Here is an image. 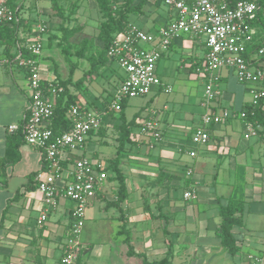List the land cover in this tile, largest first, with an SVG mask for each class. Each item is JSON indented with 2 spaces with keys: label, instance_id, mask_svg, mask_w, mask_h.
<instances>
[{
  "label": "crops",
  "instance_id": "0c3cea01",
  "mask_svg": "<svg viewBox=\"0 0 264 264\" xmlns=\"http://www.w3.org/2000/svg\"><path fill=\"white\" fill-rule=\"evenodd\" d=\"M3 1L9 5L14 3L26 21H32L31 12L36 10L38 3L42 5V1L47 0H37L35 6L34 0H0ZM158 5L153 0L146 7V10L153 9V14L150 12L152 19L147 15L136 19L138 21L131 18L132 22L147 30L157 31L173 16L168 8L162 12ZM24 23L21 27L14 24L3 26L0 34L8 32L19 39H29L34 29L31 31L27 28L29 24ZM12 41L0 43L4 52L11 57L18 53L17 42ZM199 45H203L206 50L203 37L181 35L173 40L162 58L173 62L183 52L195 51L197 60L190 75L196 77V85L200 81L205 88L206 78L197 70L203 61L198 52ZM194 47L198 50L192 49ZM194 83H189V90ZM239 84L242 83L232 70H220L218 87L222 94L213 102L210 111H220L226 106L240 110L250 102L252 93L246 85L242 84L241 87ZM168 87L173 91L172 86L164 82L153 91L156 95L149 101L153 102V108L145 110L146 119L156 110L173 109L176 106L161 95L162 92L170 93L166 91ZM196 93L193 95L198 100L196 105L183 113V116L191 119L185 116L179 128L194 125V130L202 114L208 110L202 104L204 89L201 95L199 91ZM29 103L27 69L17 64L0 68V264H58L62 254L61 245L70 223V210L74 206L70 200L61 198L59 207L49 212L44 226H38L37 219L46 206L43 193L36 184L31 183V175L42 168L43 155L40 150L26 143L21 129ZM160 116L161 113L157 121L166 128V120ZM196 116L198 118L195 121L198 122L195 124ZM11 124H17L18 130L9 132ZM172 130L173 127L167 128L170 139L163 140L164 147L160 155L166 158L172 173L182 176L177 179L178 189L182 190L181 199L170 197L168 190L174 186L168 187L172 178L169 176L163 181L167 187H162L166 192L160 196L163 199L160 209L156 207L157 203H153L151 210H140L133 214V207L126 199L120 211L108 205L107 199H103L108 192H104L102 197L94 201L102 200L101 203L90 207L86 213V219L92 221L93 231L96 232L81 240L83 250L79 264H144L143 256L149 261L165 257L169 251L168 243L171 246V264H252L253 257H259L258 264H264V139H246L245 126L236 118L212 126L211 139L204 146H193L189 138V143L184 147L177 137V130ZM175 147H179V153L175 152ZM189 148L197 150L196 157H191ZM85 152L87 154V150ZM27 185L33 188L27 189ZM189 188L196 190V198H184V191ZM19 191V197L14 199ZM222 198L239 200L245 205L244 212L240 214L241 224L233 227L240 246L236 255L227 251L218 236L222 221L219 201ZM33 211L36 218L33 217ZM108 220L115 221V227H110L111 230L108 225H102V221ZM129 244L134 249L133 255L129 254Z\"/></svg>",
  "mask_w": 264,
  "mask_h": 264
},
{
  "label": "built area",
  "instance_id": "2783aa9c",
  "mask_svg": "<svg viewBox=\"0 0 264 264\" xmlns=\"http://www.w3.org/2000/svg\"><path fill=\"white\" fill-rule=\"evenodd\" d=\"M173 12L171 20L157 31H150L135 23L111 42L107 54L125 76L115 75L118 82L113 83L109 92V101L92 106L81 102L80 93L77 103L68 106L66 116L71 122L69 128L56 132L52 127V118L58 97L65 92L63 85L43 78L40 72V58L45 45V33L48 27L43 22L36 23L34 33L24 43L17 41L18 53L11 57L4 52L0 44V68L17 64L29 73L30 103L23 119L25 141L41 151L46 168L34 175L37 188L43 193L46 206L37 224L43 227L49 212L59 207L61 198L72 201L70 223L62 242V254L58 264H79L83 250L81 235L86 220L87 209L91 203L104 194V188L110 180L108 160L100 156H86V145L94 134L105 124L109 125L112 114L122 110V103L128 98L146 96L162 85L158 74V62L167 52L173 40L181 35L204 37L205 57L198 66V72L206 78L202 104L208 109L202 114L200 123L191 133L193 146H204L211 139V127L227 123L230 119H239L245 126L244 137L264 139V124L255 118L256 110H234L224 107L220 111H210L213 102L222 94L218 87V72L230 69L237 80L246 85L252 93L248 102L257 106L264 98V45L248 59L247 45L255 39L258 30L255 21L259 15L264 18V7L255 0H156ZM30 21L22 16L20 8L6 2H0V27ZM22 23L20 26H22ZM26 50V51H25ZM112 72V73H113ZM171 89L168 87L166 91ZM148 130L156 125L147 120ZM17 124L8 127L9 132L18 130ZM159 135V133H157ZM191 157L197 156V150L188 149ZM191 171H189L190 173ZM196 190L184 191L185 199L196 198ZM252 264L260 262L253 257Z\"/></svg>",
  "mask_w": 264,
  "mask_h": 264
},
{
  "label": "rangeland",
  "instance_id": "374dc122",
  "mask_svg": "<svg viewBox=\"0 0 264 264\" xmlns=\"http://www.w3.org/2000/svg\"><path fill=\"white\" fill-rule=\"evenodd\" d=\"M135 1L137 3L140 1L145 2L141 10H138L131 15L132 20H140L143 16L147 15L152 19L153 15L151 16L150 12L152 13L153 9L147 8L146 10V7L151 5L153 0ZM147 2H149V4H147ZM41 4L42 5H39L38 3L36 10H33L32 12L31 10L33 8H30L32 21H30L28 28L34 29L36 23L39 21L45 23L48 27V32L45 33V44L49 34L56 35L52 37V44L45 47L43 50L42 55H44V57L42 56L43 58H40L41 75L48 79L58 76L59 80H68L72 81V83L77 82L83 77L84 73L89 70V58L97 55L103 49L100 28L104 17L100 11L99 5L96 0H77L74 7V16L67 17L62 16L60 13L56 14L52 9L50 1H42ZM114 7L117 6L114 5ZM158 7L162 12L167 11V8L164 5L159 4ZM37 12H39V14ZM62 26H64V28H62ZM61 35H63L62 38ZM189 36V34L184 35V37ZM255 38L258 42L264 41V31L257 32ZM84 45H86L85 53L83 56H80L79 53ZM199 46L200 49L198 52L201 59H203L206 50L203 45ZM192 49L196 48L194 47ZM196 50H198V48ZM176 57L177 58H175L173 62H167L166 58H161L158 62V74L162 83H169L173 88V91L171 89L169 94L162 92L161 95L166 97L171 104L172 102L176 104L173 109L161 108L160 110H156L152 116H149L146 119L144 114H147V112L145 110L153 108V102L149 101L155 97L156 93L152 92L146 96L128 98L126 99L125 108L126 121L130 122L134 119V122H130L128 126L129 135L123 139L124 144L121 145L122 134L121 129L119 128L122 120L119 119L120 112H117L116 114L111 115L113 119L109 125H106L107 123L105 124V130L100 132L99 135L95 134L86 145V156L97 154L107 160L110 158H112L113 161L118 159L121 174L124 176L128 187L129 196L127 200L130 201V204L133 207V214L138 213L140 210H151L154 207L152 206L153 203H157L156 207L159 209L162 207L161 202L163 199H161L160 196L166 192L162 190V187H167V184H165L166 182L164 183L163 181L164 178L168 176L172 177L168 187L174 186L168 190L170 197L181 199L180 195L182 194V190L178 189L179 185L177 179H181L182 176L174 174L175 172L172 173V170L167 166L168 163L166 162V158L160 155V151L163 150L164 147L163 140L170 139L168 138L170 135L167 133V128L171 129V127H173L174 130H177V133H179H176L177 137L183 142L180 144H184V147L189 143V136L192 133L194 125L193 127L183 126L181 128H179L180 126L178 125L181 124L180 121H183L186 118L188 120L191 119L186 115L185 118L183 113L187 109L196 105L198 100H195L193 95L197 94V91H199V95H201L204 85L202 86V82L200 81H198L199 86L196 85V77L190 75L193 73V69L191 68L197 60L195 51L191 53L186 51ZM260 58L264 64V56H260ZM114 67L116 68L115 75L121 77L125 76V72L122 69L117 68L116 65ZM188 69L191 70L188 72ZM117 76H112L115 83L119 81ZM201 76H203V74H201ZM190 82H195L191 90L188 88ZM262 84L264 86V82ZM76 85V88L71 86V89H74L81 94V102L88 101L89 104L94 106L101 102L105 104V95L112 91L114 84L109 83L104 77V73L100 71L90 78H82L81 82ZM239 85L243 87L242 84ZM186 87L188 88L187 90ZM159 113H161V119L165 118L166 120V128L162 127L160 122L157 121ZM194 118L195 121L198 116ZM147 120L155 124L157 128L154 130H148L145 126ZM197 122L198 120L195 121V124ZM157 133H159V135H157ZM174 150L177 153L180 152L179 147H175ZM160 180L162 182H159ZM109 186H112L113 188L111 189ZM116 187H118V181H108V184L104 188V192H108L105 194L104 198L107 199V202H110L117 197V191L114 190ZM94 201L89 208L97 205L98 202L101 203L102 200H97L96 203H94ZM89 208L87 211H89ZM34 214L35 212L33 211V217L36 218L37 216ZM102 225H108V229H110V227H115V221H102ZM89 227L90 229L87 230ZM95 232V230L93 231L92 221L86 219L81 240L83 241V238L85 239ZM103 233L105 234V232Z\"/></svg>",
  "mask_w": 264,
  "mask_h": 264
},
{
  "label": "trees",
  "instance_id": "16d2710c",
  "mask_svg": "<svg viewBox=\"0 0 264 264\" xmlns=\"http://www.w3.org/2000/svg\"><path fill=\"white\" fill-rule=\"evenodd\" d=\"M51 2L52 9L56 14H61L62 16L72 17L74 16V7L75 3H77V0L69 1V0H48ZM259 4H261L264 7V0H255ZM37 0H34L33 6H35ZM96 2L99 5L100 11L103 14L104 20L102 21L101 28H100V37L103 42V49L94 56H91L89 58L90 68L88 71H86L83 75V79L87 77H92L97 72H103L104 77L111 83V78L114 74V70L116 69L114 67V62L108 57L107 51L108 48L112 42V40L119 35L120 33L124 32L132 22L131 15L135 13L138 10L142 9V6L145 1H140L138 3H135V0H96ZM116 2V3H115ZM11 6L16 7L14 3H10ZM117 6V7H114ZM24 20H21L19 23H16L15 25L18 27L21 25V23ZM255 25L258 26L259 31H264V18H262L259 15V20L255 21ZM8 26L4 25V27ZM29 26V25H28ZM27 26V28H28ZM1 26L0 28H2ZM64 28V26H62ZM29 29V28H28ZM31 30V29H30ZM56 36L53 34H49L46 39L45 47H48L52 44V37ZM63 35H61L62 38ZM9 40H13L17 42L18 40L24 43L26 40L19 39L17 35L8 34V32L5 35L0 34V43L8 42ZM61 42V41H60ZM264 45V41H259L255 38L252 42H250L247 45V58L251 59V56L257 51L258 48L262 47ZM86 50V45H84L80 51V56H83ZM26 51V50H25ZM113 72V73H112ZM116 74V73H115ZM115 76V75H114ZM82 78H80L77 82L72 83V81L68 80H59L58 76H55L51 82L63 85L66 90L64 93H62L56 102L55 106V114L52 118V127L56 132H59L61 129H66L71 126V122L69 118L66 116L67 108L72 103H77V95L71 91L70 87L73 86L76 88V84L80 83ZM49 79L47 78L46 81ZM74 84V85H73ZM76 85V86H75ZM111 94V93H110ZM110 94L106 95V101L105 104L109 101ZM125 108H126V100L122 103V110L119 114V119L122 120L121 124L119 125V128L121 129L122 134V142L121 145L124 144V138L128 137L129 135V129L128 126L130 122H134L133 120L130 122L126 121L125 116ZM247 111H251L252 109L256 110L255 118H257L261 123L264 124V98L259 99V103L257 106L253 107L252 104L246 103L244 104L243 108ZM24 140L25 135L23 131V124L21 126ZM106 126H102L96 135H99L100 132L105 130ZM94 134V135H95ZM93 135V136H94ZM191 138V134L189 136ZM94 157H98L97 154H93ZM108 169L111 173V176L109 179L118 181V187H116L117 191V197L110 202H107L110 206L117 207L120 211H122L121 204L128 198L129 192L126 185V180L124 176L121 174V170L119 167V161L116 159L113 161L112 158L108 159ZM46 161L43 160V166L41 169L46 168ZM35 175V174H34ZM34 175H31V183L35 184L34 181ZM26 188L31 189L33 187L26 186ZM20 195V191L17 193L14 199L18 198ZM103 194H101L99 197H102ZM12 199V200H14ZM104 199V197H103ZM11 200V202H12ZM245 205L242 201L231 199V198H222L219 201V210L220 215L222 218L220 228L218 231V236L221 238L222 245L227 249V251L231 255H236L237 252L240 250V246L238 245V240L233 233V227L236 224H241L242 218L241 215L244 212ZM166 229V228H165ZM128 240V237H127ZM169 245V251L167 252L166 256L154 261H149L146 256H143V263L144 264H171V246ZM129 254L133 255L135 254L134 249L129 244Z\"/></svg>",
  "mask_w": 264,
  "mask_h": 264
}]
</instances>
